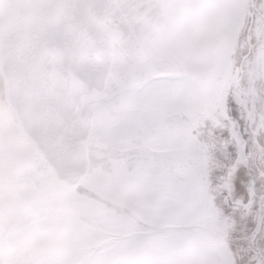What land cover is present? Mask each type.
I'll return each mask as SVG.
<instances>
[{"label": "snow or ice", "instance_id": "1", "mask_svg": "<svg viewBox=\"0 0 264 264\" xmlns=\"http://www.w3.org/2000/svg\"><path fill=\"white\" fill-rule=\"evenodd\" d=\"M0 264H264V0H0Z\"/></svg>", "mask_w": 264, "mask_h": 264}]
</instances>
